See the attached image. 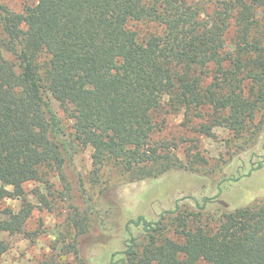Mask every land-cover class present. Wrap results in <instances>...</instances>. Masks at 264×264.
Instances as JSON below:
<instances>
[{"label":"trees","instance_id":"16d2710c","mask_svg":"<svg viewBox=\"0 0 264 264\" xmlns=\"http://www.w3.org/2000/svg\"><path fill=\"white\" fill-rule=\"evenodd\" d=\"M131 21L161 30L140 38ZM52 99L72 121L69 133ZM165 105L189 121L200 117L196 130L207 136L229 130L235 154L259 147L264 160V0H36L22 12L0 3V203L22 199L18 211L0 216V262L9 249L1 235H38L26 231L35 205L24 184L52 171L66 177L87 147L93 183L102 165L126 183L194 170L199 155L188 154V165L168 141L153 138ZM190 200L155 219L129 220L112 264H264L263 199L235 208L219 195ZM88 215L75 209L45 264L90 263L80 245Z\"/></svg>","mask_w":264,"mask_h":264},{"label":"rangeland","instance_id":"374dc122","mask_svg":"<svg viewBox=\"0 0 264 264\" xmlns=\"http://www.w3.org/2000/svg\"><path fill=\"white\" fill-rule=\"evenodd\" d=\"M35 2L0 0L1 4L16 12L24 11L27 5ZM259 15L263 16L261 10ZM129 26L140 38L161 30L158 24L146 21H131ZM233 34L235 27L227 35L228 49L233 48ZM51 101L65 131L69 133L72 121L56 100ZM156 116L162 129L154 134V140L168 141L175 147L174 152L188 165H192L188 161V154L194 159L199 155L200 161L194 162V170L181 168L168 171L156 180L126 183L121 172L110 165H102L99 181L93 183L89 178L93 169L91 148L87 147L75 155V171L67 167L66 177L52 171L45 177V181H28L24 184L26 200L35 205L26 224V231L38 232V235L34 238L22 233L1 235L7 240L9 249L3 254L0 264H45L46 257L54 252L56 236L76 208L90 217L88 231L80 239L83 256H90L89 264H112V260L119 257L115 253L124 249V240L128 235L127 222L139 215L155 219L163 211L173 209L178 200L181 206H193L190 198L205 195H219L233 208L257 199L264 201V167L253 170L250 175H243L258 162H264L263 151L259 147L247 153L235 154V143L228 140L231 137L229 130L216 127L214 132L217 137L202 134L196 130L202 121L200 117L189 121L184 111H170L168 105L160 109ZM79 177L84 181L90 196L88 202L80 196ZM237 177L240 178L235 180ZM8 188L12 189L10 186ZM36 189L45 194L48 204L40 201ZM21 204L22 199L19 198L3 199L0 203V216L5 217L11 211H18ZM208 209L214 216L221 214L217 204L209 205ZM131 229L138 234L137 227L132 225Z\"/></svg>","mask_w":264,"mask_h":264}]
</instances>
